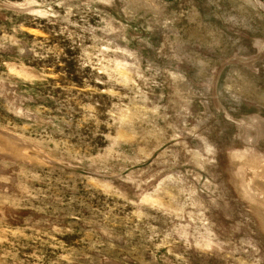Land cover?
Wrapping results in <instances>:
<instances>
[{"label":"rangeland","instance_id":"rangeland-1","mask_svg":"<svg viewBox=\"0 0 264 264\" xmlns=\"http://www.w3.org/2000/svg\"><path fill=\"white\" fill-rule=\"evenodd\" d=\"M263 167L264 0H0V264H264Z\"/></svg>","mask_w":264,"mask_h":264},{"label":"bare ground","instance_id":"bare-ground-1","mask_svg":"<svg viewBox=\"0 0 264 264\" xmlns=\"http://www.w3.org/2000/svg\"><path fill=\"white\" fill-rule=\"evenodd\" d=\"M263 168H264V167H263ZM258 173H259V170L255 172V174H258ZM261 173H262V172H261ZM263 173H264V172H263ZM263 173H262L261 175H263ZM255 174L253 173L252 175H255ZM252 175H251V176H252ZM255 177H260V176H256V175H255L254 177L249 178L250 180L247 181V182H248V185H249V188H250V189H253L254 191H256L255 194L258 195V196H260V197H262V198L264 199V194H262V193H260V192L258 193V192H257L258 190L256 189V188H257L256 185H255V187H256V188H255L254 185H253V183H252L253 181H252L251 179H252V178L254 179ZM261 178H262V177H261ZM256 179H257V178H256ZM262 179H264V177H263ZM257 182H258V181H257ZM256 184H257V183H256ZM262 192H263V191H262Z\"/></svg>","mask_w":264,"mask_h":264}]
</instances>
